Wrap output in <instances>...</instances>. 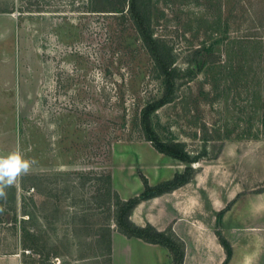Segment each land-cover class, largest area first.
Instances as JSON below:
<instances>
[{
	"label": "rangeland",
	"instance_id": "rangeland-1",
	"mask_svg": "<svg viewBox=\"0 0 264 264\" xmlns=\"http://www.w3.org/2000/svg\"><path fill=\"white\" fill-rule=\"evenodd\" d=\"M142 5L178 71L172 102L152 115L154 130L184 144L196 163L146 137L142 113L164 97L165 81L129 0H0V156L19 151L36 162L13 186L16 200L7 189L0 201V264H113L114 193L128 201L146 181L173 180L179 167L200 172L198 181L152 207L177 217L169 208L177 203L187 223L192 206L217 236L212 211L223 191L229 201L264 193V0ZM117 247L116 264L160 259Z\"/></svg>",
	"mask_w": 264,
	"mask_h": 264
},
{
	"label": "crops",
	"instance_id": "crops-1",
	"mask_svg": "<svg viewBox=\"0 0 264 264\" xmlns=\"http://www.w3.org/2000/svg\"><path fill=\"white\" fill-rule=\"evenodd\" d=\"M181 168L175 171L173 178L177 174H182ZM199 173L189 184L173 191L172 195H180L186 188L194 185L198 181ZM159 182H164V180H159ZM151 184L153 185V182ZM163 197L164 195L141 202L133 211L131 220L137 226L146 227L150 224L161 232L172 226L174 233L182 239L186 246L184 264H264V193L243 195L242 192H236L229 201L226 192L223 191L221 198L214 202L216 207H214L215 211H212L213 215L220 217V230L233 251L228 263L226 262L227 252L219 241L214 227L200 220L202 216L197 210L191 211L192 206L187 210L188 219L191 217L192 220H187V223L183 222L186 220V215H184L186 210H182L184 214L181 213L177 203L169 207L171 211H178L177 217L173 215V212L165 211L160 215L157 214V210L154 209L157 206L155 200ZM118 243L128 248L137 246L145 252L157 253L160 258L155 259L157 264H162L165 259L172 263L171 254L167 248L146 243L138 238H128L116 231L112 236L113 264H116L117 260Z\"/></svg>",
	"mask_w": 264,
	"mask_h": 264
},
{
	"label": "trees",
	"instance_id": "trees-1",
	"mask_svg": "<svg viewBox=\"0 0 264 264\" xmlns=\"http://www.w3.org/2000/svg\"><path fill=\"white\" fill-rule=\"evenodd\" d=\"M143 0H129L128 14L133 20L138 33L140 34L145 45L148 47L150 54L152 55L156 65L164 76L165 81V94L162 99L156 103H152L146 107L142 113L141 123L142 127L146 133V137L149 141L155 144L157 150L163 154H166L176 160H180L187 163H196L200 159L198 157L193 158L186 151L184 144L181 143H165L160 140L158 134L155 132L152 115L160 108L166 104L172 102L176 93V80L178 76V71L173 67V63L170 59V53H166L163 48H161L160 42L154 38L150 17L147 10H144L142 5ZM194 179L191 167H188L184 174H177L173 180L166 181L158 186H150L148 182H145L144 192L135 198L128 201L122 200L117 193H114V203H115V223L118 227L120 233L128 238H138L146 243L161 245L167 248L172 257L174 264H184L186 256V246L185 243L174 233L173 229L169 228L166 231H159L154 226L148 224L146 227H140L134 224L131 220V216L135 208L143 201H148L154 198L161 197L165 194L172 193L173 191L179 189L182 186L189 184ZM110 183L108 186L110 187ZM10 191L14 193L12 201L16 200V189L14 187L9 188ZM108 191L111 193L110 188ZM1 201V199H0ZM30 220V219H29ZM29 220L21 221V225L27 223ZM109 236V254H111L112 240L111 235ZM219 240L227 252V263L232 258V247L229 242L218 235ZM24 238L25 242L28 238H31V234L24 228ZM27 248H32L35 251L33 245H26Z\"/></svg>",
	"mask_w": 264,
	"mask_h": 264
},
{
	"label": "clouds",
	"instance_id": "clouds-1",
	"mask_svg": "<svg viewBox=\"0 0 264 264\" xmlns=\"http://www.w3.org/2000/svg\"><path fill=\"white\" fill-rule=\"evenodd\" d=\"M35 163L19 151L0 156V199H6L7 189L13 187L21 176L28 174Z\"/></svg>",
	"mask_w": 264,
	"mask_h": 264
}]
</instances>
